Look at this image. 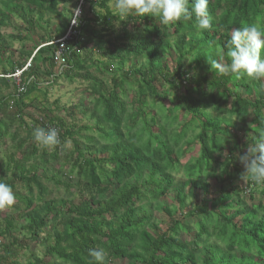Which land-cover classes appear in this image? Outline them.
I'll use <instances>...</instances> for the list:
<instances>
[{"label":"trees","instance_id":"trees-1","mask_svg":"<svg viewBox=\"0 0 264 264\" xmlns=\"http://www.w3.org/2000/svg\"><path fill=\"white\" fill-rule=\"evenodd\" d=\"M79 1L0 0V28L15 17L42 45L24 73L26 90L15 87L4 96L0 89L1 119L19 129L12 137L19 151L12 158L13 179L1 175L0 182L12 189L15 182L22 185L14 192L17 215L0 217V237H11L0 243V264H97L90 249L104 250V264H264V184L241 186L236 164L242 148L258 144L264 134V86L253 80L254 93L245 96L238 88L251 79L219 75L209 63L221 56L230 63L233 29L263 25L264 0H209L212 28L204 31L196 28L194 13L187 23L165 26L151 16L121 17L109 0L85 2L81 10L87 7L88 15L68 42L67 68L57 77L88 82V103L83 98L79 104L88 123L74 135L73 127L48 110L46 119L36 121L46 129L61 128L62 143L73 141V156L64 164L71 160L72 170L62 181L61 170L47 174L60 148H41L35 141L26 146L19 136L22 128L32 132L23 120L25 98L44 91L41 77L56 80L57 45L49 43L66 34L70 21L53 27L51 17H64L61 8ZM194 2L188 0L189 11ZM173 54L171 68L165 60ZM204 68L205 74L194 75ZM0 80L6 82L5 76ZM11 102L18 111L10 112ZM234 120L248 126L242 143ZM211 180L220 186L214 195ZM50 181L64 186L72 199L51 197ZM170 191L177 203L189 198L196 203L177 216L179 206L160 201ZM162 209L170 217L165 230L156 218ZM28 241L44 247L50 260L31 252ZM20 250L30 251L26 261L16 259Z\"/></svg>","mask_w":264,"mask_h":264},{"label":"rangeland","instance_id":"rangeland-1","mask_svg":"<svg viewBox=\"0 0 264 264\" xmlns=\"http://www.w3.org/2000/svg\"><path fill=\"white\" fill-rule=\"evenodd\" d=\"M116 0H109V6L116 10L115 8ZM75 8H79V3L77 5L74 4H68L65 7L61 8V11L64 13V17H58L53 16L52 19V26L55 27L59 22L65 20L70 21L67 17L71 14L72 10ZM99 9V8H98ZM87 14L88 15V9L84 6V10L81 11V15L79 19L81 20L82 17ZM90 14V13H89ZM71 24V22H70ZM262 29H264V24L260 25ZM43 33V32H42ZM41 45V42L36 34V32H31L30 34H27L24 28V25L22 22L15 18L11 17L6 20L5 24L0 28V79H4V70L11 71L12 69H18L19 63L27 62V60L31 57V55H28L27 53H23L24 51L34 53L35 50ZM84 53V52H83ZM176 55L173 54L166 58V62L168 63L169 67H174V60L176 59ZM31 59V58H30ZM25 60V61H24ZM138 63V62H135ZM131 62L127 63L125 68L127 69L130 66ZM139 64V63H138ZM67 68V67H65ZM64 68V69H65ZM186 69H189L188 64L186 65ZM63 70V69H62ZM61 68L56 65L55 68V82H52V79L41 77L39 82L41 84L42 90L46 91L47 94L45 95L44 91L42 92H34L30 97L25 98L24 105H22L23 108V120L27 123L26 125L32 129L31 135L28 134L27 129L22 128L20 131L19 138H25L27 140V145L29 146L31 142L35 141L33 137L34 129L37 127H41L39 123H37V120H40V117H45L46 112L44 110L50 111V116L54 117L55 119H64L67 126L73 127V133L74 135L77 134L79 128L88 123L87 119L83 117L82 111L84 108L80 107L79 104L81 103L82 99H85V104L88 103L87 98L89 97V92L86 90L88 86V82L84 79H81L79 76H75V81L73 83H70L66 78L65 75H61V77H57V75L60 73ZM194 75L198 76L200 74L206 73V68L196 70L193 72ZM6 82H3L0 80V89L1 93L4 96H7L8 94H11L14 92L15 87H17L16 83L13 81L11 77H6ZM55 79V78H54ZM53 79V80H54ZM262 85L264 86V80H260ZM228 86L233 89L234 86L232 84H228ZM238 91L242 92L245 96H247L250 93H254L253 90V80H248L244 82L241 87L238 88ZM184 92V91H183ZM171 97V96H170ZM33 99V101H31ZM78 104V107L75 105ZM84 104V106H85ZM80 107V108H79ZM18 108L14 106V103L11 102V108L10 112L18 111ZM214 116L219 115L218 112L213 111L212 112ZM166 115L163 116L162 120L166 122ZM46 119V117H45ZM1 115H0V121H1ZM4 128L2 130L3 132V142L5 143L4 146L1 148V157H0V176L3 175L6 177V179H13V172H14V166H13V157L19 156V151L16 147V141H13V134L16 130L19 131L18 126H8L10 125V122L7 121V119H3L1 121ZM235 126L233 128V131L239 134L241 143L244 142L245 134L248 132V126L243 125L239 123L238 121L234 120ZM12 124V123H11ZM32 125V126H30ZM8 128V129H7ZM85 132H83L84 134ZM85 141V139H83ZM66 142H70V148L66 149L64 151H60V158L57 160L56 163H50L48 165L50 171L47 172L49 176L52 175V170L54 172H57L58 170L62 171V174H60V180L65 181L66 177H68L70 171L72 170V162L70 160L69 164L65 166V161H68L73 156V141L71 139H68ZM52 150V149H51ZM197 150V149H196ZM196 150H193V153H196ZM246 152V148H242V152L238 154L236 159V164L240 167L241 172H243V166L239 160V156L244 154ZM15 155V156H14ZM184 161V160H183ZM30 166V164H28ZM42 169L40 170V173H42ZM181 179H184V177L181 176ZM212 187H211V193L214 195V193L219 189V185L215 180H211ZM237 181L233 182V184H236ZM241 186H244L242 181H240ZM15 188H13V192H15V189L21 190L22 185L20 182H15ZM47 185L49 187V191H51V197L59 199V200H66V202H69V199H72V193L67 191L64 186H57L53 181L47 182ZM172 192H169V195L161 198L160 201H165L167 205H170L177 208V216H180L181 213H184L188 211V209L196 203L195 199L189 198L186 203L181 204L177 203L172 198ZM212 195L210 197H212ZM197 198L199 199V203L201 202L202 195L197 194ZM175 205V206H174ZM167 207V206H166ZM46 213L45 206L42 208V214L44 215ZM17 210L14 208L11 210V212L7 214H0V217H6V216H16ZM157 220L160 222V227L162 230H165L170 223V217L167 214L165 209H162L161 212H157L156 214ZM23 222L18 221V227ZM13 236L20 237L19 232H13ZM11 240V237H0V243H7ZM30 245V251L33 253H36L38 256L44 258L45 261H49L50 257L45 256L44 254V247H42L40 244L36 245L32 242L28 241ZM30 251L20 250V253L16 259H19L21 261H26L28 257L30 256ZM115 264H125L124 261H116Z\"/></svg>","mask_w":264,"mask_h":264},{"label":"clouds","instance_id":"clouds-1","mask_svg":"<svg viewBox=\"0 0 264 264\" xmlns=\"http://www.w3.org/2000/svg\"><path fill=\"white\" fill-rule=\"evenodd\" d=\"M115 8L121 17L135 13L140 16L158 18L162 25L187 23L195 14L198 30H211L212 17L209 14V0H195L189 11L188 0H116ZM81 9L75 8L67 17L75 27L79 26ZM227 56L211 60V69L219 75H233L236 79L245 76L251 80H264V29L259 23H243L242 27L234 28L228 41ZM33 137L36 144L45 149L59 147L61 151L70 148V142L62 143L59 131L54 127H37ZM243 166L240 180L243 184L251 181L254 184H264V134H261L258 144H247L246 152L239 156ZM17 204L13 189L6 183L0 182V214L11 212ZM89 255L97 262L104 264L106 253L103 249H90Z\"/></svg>","mask_w":264,"mask_h":264},{"label":"built area","instance_id":"built-area-1","mask_svg":"<svg viewBox=\"0 0 264 264\" xmlns=\"http://www.w3.org/2000/svg\"><path fill=\"white\" fill-rule=\"evenodd\" d=\"M88 1L91 2V1H97V0H80L79 1V8L81 9V7L85 4V2H88ZM77 35H78V27H75L72 24H70L68 31L66 32V34L63 37L49 43V44L57 45V47L53 53V59H54L55 64L58 67H60L61 70L67 66L68 42L72 41L73 38ZM39 48L40 47H38L37 50H35V53L38 51ZM31 60L32 59H29L28 62L23 67L16 69L12 74L5 75L6 77H11L13 79V81L17 85L18 92H20V93H22L26 90L27 83L24 80V73L30 69ZM39 119L41 121H43V117H40ZM53 127L58 129L59 133L61 132V128H57L55 126H53Z\"/></svg>","mask_w":264,"mask_h":264},{"label":"crops","instance_id":"crops-1","mask_svg":"<svg viewBox=\"0 0 264 264\" xmlns=\"http://www.w3.org/2000/svg\"><path fill=\"white\" fill-rule=\"evenodd\" d=\"M28 51H29V50H27V52H28ZM34 54H35V51H34V53H32V55H31V57H30V58H32V56H33ZM30 58H29V59H30ZM29 59H28V60H29ZM24 61H25V60H24Z\"/></svg>","mask_w":264,"mask_h":264}]
</instances>
